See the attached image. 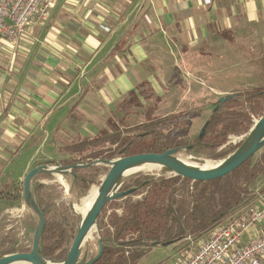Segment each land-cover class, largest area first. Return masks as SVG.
Wrapping results in <instances>:
<instances>
[{
	"label": "crops",
	"instance_id": "1",
	"mask_svg": "<svg viewBox=\"0 0 264 264\" xmlns=\"http://www.w3.org/2000/svg\"><path fill=\"white\" fill-rule=\"evenodd\" d=\"M180 58L198 77L239 81L215 91L212 102L264 87H254L259 79L264 85V0H58L48 20L26 30L20 42L0 37V191L9 189L7 168L19 152L13 133L18 139L31 131L36 149L52 141V150L61 130L64 136L83 134L73 140L95 138L86 135H95L114 113L119 117L126 97L146 84L161 113L205 101L189 100L179 81H170L168 71L178 68ZM149 100L142 97L141 105ZM76 109L80 116L69 120ZM73 140L58 147L61 158L34 167L63 165L72 157L64 149ZM257 188L254 205H245L236 217L264 207V178ZM11 212L29 214L24 203ZM263 234L255 225L243 239Z\"/></svg>",
	"mask_w": 264,
	"mask_h": 264
},
{
	"label": "trees",
	"instance_id": "2",
	"mask_svg": "<svg viewBox=\"0 0 264 264\" xmlns=\"http://www.w3.org/2000/svg\"><path fill=\"white\" fill-rule=\"evenodd\" d=\"M226 97L229 99L215 104L204 135H199L193 143L189 144L179 136L189 117L186 111H182L149 119L110 135L73 140L64 149L72 157L62 166L119 155L163 154L179 147H190V153L196 156L221 157L224 154L209 155V148L222 146L231 134H248L254 126V119L264 116V87ZM218 105L221 107L215 112ZM152 113L147 112V117ZM261 152L262 155L253 163ZM257 154L227 177L211 182L193 183L180 177H166L164 173L160 176L136 174L128 177L120 191L132 193L108 203L98 219L104 253L95 264H136L155 243L191 240L201 244L206 241L215 227L236 218L255 181L264 177V148ZM97 173L96 167L74 170L81 195L86 193ZM50 175L40 174L33 183L36 201L46 219L39 253L47 260L61 263L68 257L80 216L68 208L61 212L50 209L45 201L47 186L37 182L38 177ZM22 195L23 183H13L11 188L0 191V258L32 250L38 219L31 213L23 217V226L31 240L29 247H20L15 237L4 233L8 225L6 214L11 209L20 208ZM89 242L88 237L86 244Z\"/></svg>",
	"mask_w": 264,
	"mask_h": 264
},
{
	"label": "rangeland",
	"instance_id": "3",
	"mask_svg": "<svg viewBox=\"0 0 264 264\" xmlns=\"http://www.w3.org/2000/svg\"><path fill=\"white\" fill-rule=\"evenodd\" d=\"M189 56H187L188 58ZM191 66L189 65V62L186 59L180 58L178 59V68L176 69H170L168 71V75L171 79L178 80L179 83L182 86V90L184 91L185 97L189 100H197V99H204L205 101H200L195 103L194 105L190 106L191 103H187V107H183V109L187 112L189 115L186 126L180 131L179 136L184 137V139L190 144L193 143L198 136L200 135L204 125L206 122L211 118L214 112L215 104L218 103L220 100L218 97L213 102L211 101L214 95L216 94L215 91L222 90L225 88H231L234 87L230 84L232 83H238L239 81L234 80H227L225 82H222L221 78L215 77L211 79H207L206 77H198L196 76L195 72L191 70ZM232 72V71H231ZM222 82V83H219ZM263 85V80L259 79L257 86L254 87H260ZM144 88V89H143ZM137 91L132 92L129 96L126 97L124 103L121 106L120 109V115L116 118L117 114L114 113L115 118H109L107 120L106 126L102 127L95 133V135L88 134L86 135L88 138L92 136H99V135H107L112 134L116 132L125 131V129L135 127L139 124L145 123L149 121V119H156L164 116L165 114L171 112L167 111V113H161L158 112L156 109L159 106V102H157L158 98L156 96H153L152 94H149L152 92V88L150 85L146 84L144 86H138L135 87ZM247 88H244L243 90H246ZM145 90L148 91L145 93ZM142 92L143 94L140 95L139 93ZM187 92L189 93L187 95ZM198 92V93H197ZM145 93V94H144ZM202 96V97H201ZM227 95H223L221 98L226 97ZM142 97L143 99H151L147 102H145V105H141L142 103ZM181 110V109H180ZM241 110V109H240ZM153 112L150 117H147V112ZM176 112V111H175ZM71 119H76L77 116H80L78 114V109L73 110L71 113ZM169 115V114H167ZM55 120V117H51V121L53 122ZM258 119H254V124ZM27 129V128H26ZM252 129V128H251ZM25 134L20 136L18 139L16 138L15 134L13 133L10 137L12 139L11 143H13L18 152L16 158L14 159V163H12L8 168V174H9V180L6 182L5 188H10V184L18 182L20 176H24L29 171L34 169V164L36 162H41L42 160H45L46 158H61L62 154L57 152L59 150L58 147H64L70 140L82 138L83 134L76 132L74 135L72 133L70 135L64 136L62 134V130L57 132L55 136L59 139V144L56 149L52 150L50 145L53 147L52 141L50 142L49 146L43 147L42 149H36L32 145V143L29 142L31 137L33 136L30 132H27V130H24ZM249 133V132H248ZM246 135L248 134H231L227 138V140L224 142L222 146H218L213 149L209 148L208 154L212 155L214 154H224L221 157L218 158H209L202 156H196L191 153L187 154L185 151H182L178 158L184 161H190L193 162L192 159L195 160H208L205 161V165L210 166L209 164L212 162H220L224 159L228 158L231 154H233L236 150H234L236 147L238 148L240 144L243 143V141L246 138ZM38 139V138H37ZM35 139V140H37ZM107 147L108 144H106ZM49 148V151L47 150ZM262 155V152L257 154V156L254 158L253 163L259 157ZM122 156V155H119ZM119 156H115L112 158H117ZM109 158V159H112ZM95 160H86L84 162H81L83 164L93 162ZM222 163V162H221ZM219 163V164H221ZM218 164V165H219ZM49 166H60V165H49ZM98 169V173L94 176L93 180L94 182L90 184L88 190L86 193L81 195V190L78 188V186H75L72 188V177L68 176H61V175H50V176H41L37 178V182L44 184L46 187L45 190V201L49 204L50 209H56L58 212L66 210V208L71 209L74 213L78 214L82 218L80 208L83 205L84 199L90 194L91 190L95 187H100L102 180L106 176L109 167L107 166H95ZM212 167V166H211ZM165 174L166 177L174 176L169 171H166L165 169H159L158 171L149 173L147 170L137 172L136 174H143V175H152V176H160L161 174ZM84 176H88L87 172H83ZM132 176V175H130ZM129 176V177H130ZM264 177H259L256 181L254 186L252 187L250 193L248 194L245 205L253 204V200L255 199L256 195L259 193V190L257 188V185L261 179ZM89 181L91 180V177H88ZM13 182V183H12ZM243 206V208H244ZM73 207V209H72ZM26 213H31L30 210L25 208ZM25 215L20 214L19 212H11L6 214L7 217V227L4 231V233H8L9 236L15 237V239L19 242L20 247H29L31 245V240L27 236V231L25 230V227L23 226V217ZM80 221V220H79ZM79 224V223H78ZM77 224V226H78ZM97 234L95 236V239L93 242H89V245L87 247L89 252V258L93 257L98 252V245H97ZM199 244L196 243V241H179L171 244H159V245H153L150 249L145 251L144 255L137 261L136 264H175L187 251H192L198 247ZM84 249V250H87Z\"/></svg>",
	"mask_w": 264,
	"mask_h": 264
},
{
	"label": "water",
	"instance_id": "4",
	"mask_svg": "<svg viewBox=\"0 0 264 264\" xmlns=\"http://www.w3.org/2000/svg\"><path fill=\"white\" fill-rule=\"evenodd\" d=\"M227 99H229V97L220 98L219 102L222 103ZM220 107L221 105H218L215 109V112L218 111ZM207 124L208 123L204 125L200 133V137L204 135ZM248 139H250V142L246 147ZM262 148H264V116H262L255 122L248 135H246V138L241 146L228 158L220 161L222 162L220 166L211 171L202 172L195 169H190L179 161L178 155L182 151H185L187 154H189L190 147L175 148L163 154L139 153L122 155L117 158L101 159L86 164L76 163L70 166H37L26 174L23 181L22 195L25 208L30 210L32 214L38 219L36 231L33 237L32 250L29 253H16L6 255L0 258V264H15L18 262L25 264H95L101 259L104 253V244L101 239L100 230L98 227V219L102 211L111 201L120 199L132 193V191H120L126 179L128 178L126 177L122 179V171L128 166L133 164H157L162 169H165L166 171L172 173L175 177L187 179L193 183L211 182L227 177L238 168H240L254 155H256ZM198 161L199 163H201L207 160L198 159ZM95 166H107L109 167V170L99 187V198L93 205L88 215L85 218L80 219L77 233L69 250L67 259L61 263L45 259L39 253V245L41 237L45 230L46 219L35 198V193L33 190V183L35 178L40 174L61 175L65 177L71 176L72 188H74L77 185V176L74 174V170ZM94 227L96 228V234L98 236V252L95 256L89 258L88 249L86 248L87 250H83L82 244L86 236ZM154 245L159 244L155 243Z\"/></svg>",
	"mask_w": 264,
	"mask_h": 264
},
{
	"label": "built area",
	"instance_id": "5",
	"mask_svg": "<svg viewBox=\"0 0 264 264\" xmlns=\"http://www.w3.org/2000/svg\"><path fill=\"white\" fill-rule=\"evenodd\" d=\"M58 0H0V37L21 41L26 30L44 24ZM264 228V207H250L215 227L209 238L175 264H264V234L245 242L253 226Z\"/></svg>",
	"mask_w": 264,
	"mask_h": 264
},
{
	"label": "bare ground",
	"instance_id": "6",
	"mask_svg": "<svg viewBox=\"0 0 264 264\" xmlns=\"http://www.w3.org/2000/svg\"><path fill=\"white\" fill-rule=\"evenodd\" d=\"M249 142H250V139H248V141L246 143V147L249 145ZM179 161L182 162L186 167H188L190 169H195V170L202 171V172L211 171V170L217 168L218 166H220L219 163H221V162H212L209 164L210 166H208V165L206 166L205 161L199 163V161L195 160V159H192L193 162H190L187 160L184 161L181 159H179ZM159 169H161V167L157 164H133V165L128 166L126 169H124L122 171V179L129 177L130 175H133L137 172L144 171V170H147L149 173H152V172L158 171ZM121 180H120V182H121ZM99 196H100V190L98 188L94 187L91 190L90 194L84 199V201H83L84 203H83L82 207L80 208L82 218H85L88 215V213L92 209L93 205L95 204V202L97 201ZM95 236H96V228L94 227L89 232V234L86 236V238L83 241V244H82L83 250L86 249L89 245V243L86 244L88 237L90 238V242H93L95 239ZM15 264H25V263L18 262ZM49 264H51V263H49Z\"/></svg>",
	"mask_w": 264,
	"mask_h": 264
}]
</instances>
